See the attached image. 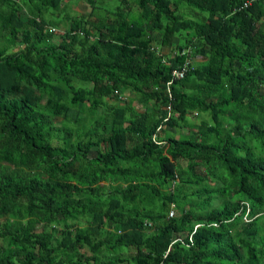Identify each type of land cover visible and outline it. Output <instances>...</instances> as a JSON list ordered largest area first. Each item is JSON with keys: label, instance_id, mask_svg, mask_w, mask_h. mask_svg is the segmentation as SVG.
I'll list each match as a JSON object with an SVG mask.
<instances>
[{"label": "trees", "instance_id": "obj_1", "mask_svg": "<svg viewBox=\"0 0 264 264\" xmlns=\"http://www.w3.org/2000/svg\"><path fill=\"white\" fill-rule=\"evenodd\" d=\"M74 1L0 0V264H264V0Z\"/></svg>", "mask_w": 264, "mask_h": 264}, {"label": "rangeland", "instance_id": "obj_2", "mask_svg": "<svg viewBox=\"0 0 264 264\" xmlns=\"http://www.w3.org/2000/svg\"><path fill=\"white\" fill-rule=\"evenodd\" d=\"M96 1L98 2L99 0H96ZM64 3H65L64 4V11L68 15H71V16H75V15H86L88 13V11H89V8H88L87 4L85 2H82V1L64 0ZM25 16L26 15L23 14V12H21V18L23 20H25ZM176 42H177V40L174 38L172 40V43L175 44ZM160 52L163 53L164 55L168 54L169 47L162 48ZM200 63H203V62H199V63H195V64H200ZM79 84L81 85V87H85V88H89L90 87V84H87V83H82V84L79 83ZM124 93L126 94V92H124ZM129 95L130 94L125 95L126 96V100H128V97L131 96V95L130 96ZM105 112H106L105 110L104 111L97 110V113L95 115V118L97 119L96 121L98 123H100L103 119H104V122H105V119H106V116H105L106 113ZM57 121H58V119H57ZM97 131L99 132L100 129L98 128ZM174 133L176 135H179V134H185L186 131L184 129H180V130L174 131ZM90 155L92 156L93 155V152L90 153Z\"/></svg>", "mask_w": 264, "mask_h": 264}, {"label": "built area", "instance_id": "obj_3", "mask_svg": "<svg viewBox=\"0 0 264 264\" xmlns=\"http://www.w3.org/2000/svg\"><path fill=\"white\" fill-rule=\"evenodd\" d=\"M248 2H250V0H248ZM178 55L183 57V59L180 62V64L177 67L173 68L169 73V80L166 82L167 92H168V86L173 81H178L183 79L185 75L192 69L190 49L184 48L178 53ZM172 216H173V211L170 209L168 212V217H172Z\"/></svg>", "mask_w": 264, "mask_h": 264}, {"label": "crops", "instance_id": "obj_4", "mask_svg": "<svg viewBox=\"0 0 264 264\" xmlns=\"http://www.w3.org/2000/svg\"><path fill=\"white\" fill-rule=\"evenodd\" d=\"M163 54V53H162ZM204 60L200 57V56H197L193 59V64L194 63H199V62H203Z\"/></svg>", "mask_w": 264, "mask_h": 264}, {"label": "bare ground", "instance_id": "obj_5", "mask_svg": "<svg viewBox=\"0 0 264 264\" xmlns=\"http://www.w3.org/2000/svg\"><path fill=\"white\" fill-rule=\"evenodd\" d=\"M172 211H173V209H171ZM173 213H174V211H173ZM170 218V217H169Z\"/></svg>", "mask_w": 264, "mask_h": 264}]
</instances>
